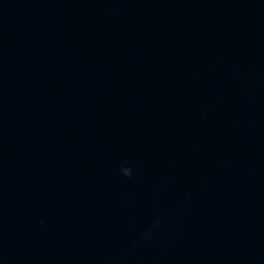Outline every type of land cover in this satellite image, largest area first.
<instances>
[{
  "label": "water",
  "instance_id": "water-1",
  "mask_svg": "<svg viewBox=\"0 0 264 264\" xmlns=\"http://www.w3.org/2000/svg\"><path fill=\"white\" fill-rule=\"evenodd\" d=\"M0 264H264V0H0Z\"/></svg>",
  "mask_w": 264,
  "mask_h": 264
},
{
  "label": "clouds",
  "instance_id": "clouds-1",
  "mask_svg": "<svg viewBox=\"0 0 264 264\" xmlns=\"http://www.w3.org/2000/svg\"><path fill=\"white\" fill-rule=\"evenodd\" d=\"M120 172H121V174L123 175V176H125V177H130L131 176V174H132V168L131 167H129V166H121V168H120Z\"/></svg>",
  "mask_w": 264,
  "mask_h": 264
}]
</instances>
